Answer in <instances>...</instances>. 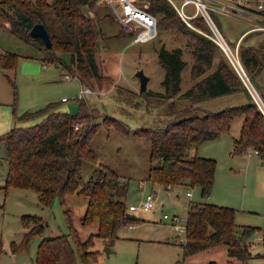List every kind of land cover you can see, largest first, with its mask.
Instances as JSON below:
<instances>
[{
	"label": "rangeland",
	"instance_id": "rangeland-1",
	"mask_svg": "<svg viewBox=\"0 0 264 264\" xmlns=\"http://www.w3.org/2000/svg\"><path fill=\"white\" fill-rule=\"evenodd\" d=\"M24 1L34 3L37 0ZM39 1L51 3L53 0ZM95 1L91 12L94 16L98 12L103 17L99 19V25L105 33V36L100 38L96 50L103 74L102 82L94 76L82 81L79 70L72 69L74 73L61 63L45 60V53L38 45L24 40L13 32L10 19L0 7V44L3 50L18 53L16 68L4 70L0 68V120L4 121L3 127L0 126V134L16 125L37 122L36 119H18V116L27 110H36L49 102L59 101L62 109L77 114L82 111L81 100H84L91 110L80 122V129L86 131L89 122L97 125L93 132L92 145L97 152L98 161L116 169L121 175V180L126 181L128 190L124 198L127 204H139L148 192L156 190L153 208L140 207L131 210L142 219L132 220L119 228V237L110 245L113 251L109 253L106 250L107 240L95 236L94 247L100 249L96 264H202L212 259L217 260L219 264H238L239 260L235 257L231 258L233 260L229 259L231 256L224 243L184 258L186 230L177 228L173 221L164 215L165 213L179 215L178 223L187 225V206L191 200L234 207L235 220L238 224L258 227L247 238L250 250L254 254L258 252L264 254V163L254 149L244 153L233 151L235 138L239 136L242 125L241 117L235 118L229 132L188 149V155H192L193 151L194 154L214 157L217 160L215 181L208 197L202 196L199 185L181 183L167 187L161 182L148 179L151 141L143 135L134 133V130L142 127H166L185 113L201 115L207 111H219L243 104L248 100L246 91L235 89L219 96L193 100L183 93L195 82L192 77V65L196 59L192 47L195 38L175 28L159 26L157 35L151 40L135 41V33L127 31L122 26L109 4L105 0ZM218 1L221 0H205L220 32L240 58L238 42L241 41L237 40L243 31L254 26L255 18L240 10L236 12L229 6L224 8ZM137 2L144 7L146 3L148 4L147 0ZM176 2L178 5L184 3L183 0ZM227 2L232 6L238 4V0ZM248 2L254 5L253 1ZM2 4L14 14V8L6 3ZM85 9L90 10L89 6ZM196 9L197 5L194 2L186 6L188 12ZM202 16L213 34L193 25L190 21L187 22L195 29L215 37L210 21L204 14ZM177 18L181 20L179 16ZM55 21L56 25L60 23L58 18ZM263 39L264 31L254 30L248 32L243 43L256 45ZM222 42L227 47L223 39ZM217 43L220 45V42ZM163 45L170 49L182 47L183 58L187 61L182 72L181 92L175 96L167 95L163 82L166 68L159 59V49ZM220 48L214 66L217 65L220 56L225 55L247 86L245 80L250 83V78L243 77L221 45ZM64 56L69 58L67 54ZM141 67L150 77L145 90L141 88V79L136 74ZM202 76L204 74L200 75ZM84 86H91L92 91L80 97ZM250 86L254 90L253 95L260 100L257 89H254L251 83ZM63 97L68 99L63 100ZM114 118L123 121L130 128V132L122 130ZM8 125L9 127H6ZM94 166L92 162H84L83 180L90 176ZM8 171L6 148L4 144H0V242L4 249L1 264H37V250L42 235L34 237L28 248L18 252L14 250L15 244L20 245L24 234L29 230L22 219L24 214H37L44 218L43 236L69 233L71 227L68 212L82 239L97 231V224L83 222L88 203L83 194L73 192L67 194L64 200L55 194L49 203L44 204L35 188L19 186L6 188ZM140 183L144 185L141 186ZM188 190H192V195L188 194ZM74 245L78 251L76 241ZM249 262L264 264V255L253 257Z\"/></svg>",
	"mask_w": 264,
	"mask_h": 264
},
{
	"label": "trees",
	"instance_id": "trees-1",
	"mask_svg": "<svg viewBox=\"0 0 264 264\" xmlns=\"http://www.w3.org/2000/svg\"><path fill=\"white\" fill-rule=\"evenodd\" d=\"M147 1L145 6L157 16L158 26L175 28L195 38L192 46L196 57L192 65L195 82L183 94L195 101L235 89H244L248 95L247 102L243 104L219 111H207L201 115L185 113L166 127H142L134 130L135 134L143 135L151 141L148 179L161 182L167 187L181 183L199 185L202 196L208 197L215 181L217 160L199 154L188 155V149L192 146L229 132L235 118L241 117L242 125L239 136L235 138L233 151L244 153L254 149L264 160V39L256 45H245L243 39L250 32L245 30L241 33L242 35L246 32L239 44L240 59L250 83L259 90L260 103L243 83L229 58L221 55L214 66L221 48L218 41L208 35L213 34V31L208 28L202 14L190 17L189 21L210 32L208 34L190 26L173 1ZM95 2L53 0L49 3L37 0L33 3L24 0H0V7L10 19L13 32L38 45L45 53V60L61 63L74 73L73 70H79L82 81L94 76L102 82L103 74L96 50L105 33L99 25V19L103 17L98 12L95 16L92 13ZM2 3L14 8V14ZM86 6L90 10L85 9ZM55 16L60 22L58 25L55 24ZM37 22H43L47 26L53 41L52 47H47L42 37L32 35L31 29ZM60 51L69 58H65V54ZM17 59V52L3 50L0 44V68H16ZM159 59L166 68L163 82L167 95L175 96L181 92L182 72L187 64L183 58V48L170 49L163 45L159 49ZM105 78L108 79L106 75ZM233 86L236 88L233 89ZM81 101L82 111L77 114L62 109L59 101L49 102L36 110H27L18 119H37V122L16 125L0 134V144L5 145L9 160L6 188H35L44 204L49 203L55 194L64 200L67 194L79 192L88 199L83 222L98 226L96 232L82 239L68 212L71 227L69 233L43 236L44 218L37 214H24L22 219L29 230L24 234L22 243L15 244L14 250L18 252L28 248L34 237L42 235L37 250V264H96L100 249L94 247L95 236L102 237L112 245L119 237L118 230L123 224L142 219L128 216L129 205L124 198L128 184L121 180L120 173L110 165L98 161L97 152L92 145V136L97 125L89 122L86 131H82L80 127L75 128V123L81 122L91 110L86 101ZM115 121L122 130L130 132V128L123 121ZM85 161L92 162L95 166L90 176L83 180ZM187 208L188 223L186 241L183 244L185 257L221 243L227 245L228 254L231 258L238 259L240 264H251V258L264 255L260 252L254 254L247 243V238L258 227L238 224L234 207L191 200ZM3 251L0 242V264ZM204 264L219 263L212 259Z\"/></svg>",
	"mask_w": 264,
	"mask_h": 264
},
{
	"label": "built area",
	"instance_id": "built-area-1",
	"mask_svg": "<svg viewBox=\"0 0 264 264\" xmlns=\"http://www.w3.org/2000/svg\"><path fill=\"white\" fill-rule=\"evenodd\" d=\"M109 6L112 8L114 15L116 19L122 24V26L129 32L135 33V41H149L152 38H154L158 33V18L157 16L151 12L148 8L142 6L137 2V0H105ZM175 4L176 8L180 12V14L183 16V18L189 22V18L192 16H196L198 14H204L208 20L210 21L213 30L215 31V38L211 34H208L212 36L216 41L220 42L222 41L220 39V30L217 27V24L213 17L211 16L208 8L209 5L205 2V0H183L184 3L182 5H178L176 0H171ZM229 0H221L218 1L219 3H222L223 7L226 6L232 7L235 11L240 10L245 13H247L251 18H255L253 20L254 26L250 28L248 31L251 30H264V0H238V4L235 6H232L231 3H228ZM245 1V2H244ZM254 2V5H250L248 2ZM194 2L197 5V9L193 12L186 11V6L190 3ZM249 3V4H247ZM214 7V6H213ZM216 8V7H214ZM222 8H219L221 10ZM223 11V10H222ZM237 12V11H236ZM250 21H252L250 19ZM190 23V22H189ZM245 32V33H246ZM222 34V33H221ZM223 35V34H222ZM222 37V36H221ZM224 37V36H223ZM225 38V37H224ZM225 42L228 44L227 40L225 39ZM230 46V44H228ZM233 53H235L233 51ZM235 58H231L233 63L236 65L240 73L243 75V77L248 78L249 76L246 72V69L244 65L241 62V59L239 58L238 54H236ZM254 87V86H253ZM256 89V88H254ZM92 91L91 86L83 87L80 93L83 96L85 93ZM257 91V90H256ZM254 94V90H252ZM259 97L260 94L257 91ZM67 97H63V100H67ZM258 99V98H257ZM261 99V97H260ZM258 101L261 103V101L258 99ZM262 105V104H261ZM80 127V122L75 123V128ZM141 186L144 185V183H140ZM170 187V186H169ZM188 194L192 195V190H188ZM155 196H156V190H152L148 192L145 196V198L139 203V204H130L129 205V212L131 210H136L140 207L144 209H151L155 205ZM165 218L171 219L173 221V224L181 230H186V225H180L178 221L180 220V216L174 214L173 216L165 213ZM132 226V225H131Z\"/></svg>",
	"mask_w": 264,
	"mask_h": 264
},
{
	"label": "water",
	"instance_id": "water-1",
	"mask_svg": "<svg viewBox=\"0 0 264 264\" xmlns=\"http://www.w3.org/2000/svg\"><path fill=\"white\" fill-rule=\"evenodd\" d=\"M11 27H12V23H11ZM31 33L33 36H40L43 38L45 44L47 47H52L53 45V41H52V37H51V34L47 28V26L43 23V22H37L33 25L32 29H31ZM220 45L223 47V49L226 51V53L228 54V51L226 49V47L220 43ZM228 56L230 57V55L228 54ZM136 74L140 77L141 79V88L143 90L147 89V86H148V81L150 79L149 75L145 73V70L144 68H139L136 72ZM247 86L249 87V89L251 90L252 92V89H251V86H250V83L245 80ZM236 86H233V89H235ZM253 93V92H252ZM264 162V161H263ZM129 217H135L136 214L135 213H132L130 212L128 214ZM106 250L110 253L111 251H113V248H111V246L108 244L106 246Z\"/></svg>",
	"mask_w": 264,
	"mask_h": 264
},
{
	"label": "crops",
	"instance_id": "crops-1",
	"mask_svg": "<svg viewBox=\"0 0 264 264\" xmlns=\"http://www.w3.org/2000/svg\"><path fill=\"white\" fill-rule=\"evenodd\" d=\"M246 31H247V30H246ZM244 34H245V33H244ZM244 34H242L241 36H239V38H238L237 41H239V40L241 41V39H242V37L244 36ZM236 43H237V42H236ZM238 43H240V42H238ZM84 87H85V86H84ZM64 109H65V108H64ZM36 120H37V119H36ZM3 122H4L3 120H0V126H1V127H3V126H2V125H3ZM6 127H9V125L6 126ZM7 129H8V128H7ZM0 131H1V130H0ZM2 131H4V130H2ZM191 154L194 155V152L192 151ZM263 161H264V160H262L261 162L264 163ZM136 216H138V215H136ZM138 217H139V216H138ZM213 247H214V246H213ZM211 248H212V247H211ZM208 249H209V248H208ZM206 250H207V249H206ZM183 251H184V248H183ZM183 256H184V254H183ZM184 258H185V256H184ZM229 259H230V260H233V259H231V257H230ZM251 259H252V258H251ZM214 260H215V259H214ZM216 261H217V260H216ZM217 262H218V261H217ZM233 262H235V261H233ZM204 263H206V261L203 262L202 264H204ZM218 263H219V262H218ZM240 263H241V262L239 261L238 264H240ZM179 264H182V263H179Z\"/></svg>",
	"mask_w": 264,
	"mask_h": 264
},
{
	"label": "bare ground",
	"instance_id": "bare-ground-1",
	"mask_svg": "<svg viewBox=\"0 0 264 264\" xmlns=\"http://www.w3.org/2000/svg\"><path fill=\"white\" fill-rule=\"evenodd\" d=\"M219 34H220V39H221V40L223 39V40L225 41V38L223 37V35H222L221 33H219ZM221 36H222V37H221ZM220 43H222V44L224 45V43H223L222 41H220ZM225 43H226V42H225ZM226 44H227V43H226ZM228 44H229V43H228ZM228 44H227V47H226L225 45H224V46L226 47V49H227L228 54L230 55V57H231V58H235L236 55H235V53H233L234 50H232ZM229 50H231V52H230ZM231 53L233 54V56H232Z\"/></svg>",
	"mask_w": 264,
	"mask_h": 264
}]
</instances>
